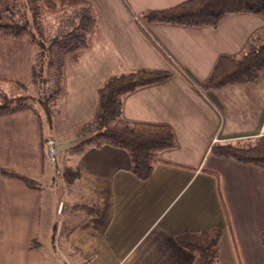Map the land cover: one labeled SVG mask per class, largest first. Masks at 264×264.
Instances as JSON below:
<instances>
[{
	"label": "crops",
	"instance_id": "obj_1",
	"mask_svg": "<svg viewBox=\"0 0 264 264\" xmlns=\"http://www.w3.org/2000/svg\"><path fill=\"white\" fill-rule=\"evenodd\" d=\"M88 1L121 73L139 69L171 73L165 81L124 95L121 115L131 122L169 125L177 145L161 152L164 163L145 180L129 171L130 158L123 149L103 145L70 155L78 172L72 194L80 199L72 204L97 202L100 213L85 217L69 208V220H76L56 234L53 218L60 201L51 184L52 167L46 164L42 125L28 109L0 116V264H198L176 242V236L185 230L212 229L220 230L218 264H264L260 241L264 169L214 153L201 162L211 142H236L264 134V72L251 82L206 91L197 87L209 77L220 56L243 51L249 38L264 28V19L252 13H230L215 28L154 23L140 15L185 0H125L193 86L140 32L121 0ZM7 3L0 0V19L8 10ZM31 53L25 39L0 33V85L7 79L28 84ZM76 65H82L81 60L69 67L65 97L72 96V115L76 116L86 95L82 117L93 122L101 85L95 76H85L70 91ZM2 167L31 176L38 187L3 175ZM45 198L52 204L46 227ZM35 239L38 247L29 249Z\"/></svg>",
	"mask_w": 264,
	"mask_h": 264
},
{
	"label": "trees",
	"instance_id": "obj_2",
	"mask_svg": "<svg viewBox=\"0 0 264 264\" xmlns=\"http://www.w3.org/2000/svg\"><path fill=\"white\" fill-rule=\"evenodd\" d=\"M121 1L146 39L194 86L186 74L143 28L139 16L132 11L128 3L125 0ZM9 4L14 15L12 16L7 11L1 15L0 33L10 38L28 41L34 51L31 64L32 81L50 80L53 91L35 98L27 93L24 84L12 79L2 80L26 92L19 95H8L0 90V116L28 109L37 115L42 125L41 114L33 102L38 101L44 111L47 112L48 101L58 96L65 97L67 95L69 67L80 61L95 44H106L107 37L94 7L88 0H25L21 1L19 5L17 0H9ZM26 6L32 11L33 16L40 11L51 15L69 10L74 11V25L70 30L45 41L39 33L38 36L34 35L33 24L23 14L22 8ZM230 13H252L260 15L264 19V0H185L172 7L147 10L140 17L154 23L163 22L215 28L221 17ZM47 71L48 80L43 76ZM263 72L264 28L249 38L241 53L220 56L209 77L197 87L201 91H206L221 88L231 83L251 82ZM170 76L171 73L164 70H125L99 86L97 90L98 111L94 120L96 132L69 146L67 153L72 156H79L89 147H101L103 145L120 148L125 150L130 158L129 171L138 179H147L158 164L164 163L160 156L161 152L176 147L175 136L171 127L166 124L125 120L121 115L122 97L139 87L165 81ZM42 143L45 146L44 139ZM208 153L218 154L240 163L252 164L264 169V134L236 142L221 144L211 142L201 162ZM44 157H46L45 152ZM1 173L23 181L30 188L38 187V181L27 174L7 167H2ZM61 174L67 178L66 182L78 178L75 167H68ZM71 209L83 212L85 217L97 216L100 213L97 202L93 204L75 203L71 205ZM219 240V229L209 231L185 230L176 236V242L190 251L198 264H218ZM260 241L264 245V232L261 234ZM28 247L29 249L37 248L38 241L36 239L31 240Z\"/></svg>",
	"mask_w": 264,
	"mask_h": 264
},
{
	"label": "rangeland",
	"instance_id": "obj_3",
	"mask_svg": "<svg viewBox=\"0 0 264 264\" xmlns=\"http://www.w3.org/2000/svg\"><path fill=\"white\" fill-rule=\"evenodd\" d=\"M8 10L9 14L14 15L11 10L9 0ZM21 1L25 0H17V4L19 5ZM24 11L23 14L27 17L29 21L33 24L32 31L34 35L38 36L40 34L41 38L45 41H49L51 38L56 36L57 34L64 33L72 28L74 25V11H66L59 14L51 15L40 11L35 16L32 15V11L28 6L22 8ZM33 21V22H32ZM27 41V40H26ZM28 42V41H27ZM30 45V44H29ZM32 48V47H31ZM33 48L31 53V64L33 58ZM82 65H76L74 71L80 66L79 74L77 76L73 75L71 80L69 81V90L76 89L75 83L76 81H82L85 76H95L93 78L95 80H99L100 85L106 83L110 78L118 76L121 74L120 65L115 54L112 52L110 47L107 44L98 43L84 55L81 59ZM31 64H30V80L28 84H24L27 88V93L34 96L35 98L39 96H44L49 94L52 90L51 81L48 80V71L43 75L44 78L48 81H32L31 77ZM69 72V71H68ZM85 72V73H84ZM92 79V78H91ZM86 80V79H85ZM15 81V80H14ZM18 82V81H17ZM6 83V82H5ZM23 84V83H22ZM0 90L5 92L8 95H19L24 94L26 91L21 88L6 83L5 85H0ZM86 96V95H85ZM84 96V97H85ZM83 97V98H84ZM81 99L79 102V112L76 111V116H73V98L69 97H55L52 100L48 101V111H44L38 101H34L35 107L39 110L42 118V130L43 137L45 140L51 139L54 143L55 148V161L52 162L49 158L47 159V167H52L51 170L54 173L52 175L51 184L53 185L55 191V199H59L57 206L59 205V213H56L55 218L53 220L56 224V234L63 232L69 227L76 219L69 220V214H72L69 210L74 201L80 200L75 199V194H72L75 189H77V185L74 179H71V184L66 182L67 178L64 177L61 173L63 170H66L68 167H72L74 163V157L70 156L67 153V147L69 145H74L78 142L79 139H84L93 135L96 132L95 122H87L84 120L82 116L84 115V108H81L83 102L86 100ZM77 108V109H78ZM98 111V106L95 109L94 115L96 116ZM59 122H57L58 118ZM37 116V115H36ZM94 116V120H95ZM83 118V119H82ZM246 140V139H245ZM45 149L47 151V147L45 145ZM70 177V176H69ZM73 177V176H72ZM41 183V182H40ZM45 186V182L41 183ZM43 188L44 193L48 191ZM49 188V187H48ZM83 199V198H81ZM43 204V222L44 226L47 225V218L51 214V202L45 198ZM62 203V205H61ZM61 205V206H60ZM58 212V211H56ZM80 216V215H77Z\"/></svg>",
	"mask_w": 264,
	"mask_h": 264
},
{
	"label": "built area",
	"instance_id": "obj_4",
	"mask_svg": "<svg viewBox=\"0 0 264 264\" xmlns=\"http://www.w3.org/2000/svg\"><path fill=\"white\" fill-rule=\"evenodd\" d=\"M45 145H46V147H47V151H46V155H47V157H48L52 162H54L56 159H55V148H54L53 140H51V139H47V140H45Z\"/></svg>",
	"mask_w": 264,
	"mask_h": 264
}]
</instances>
